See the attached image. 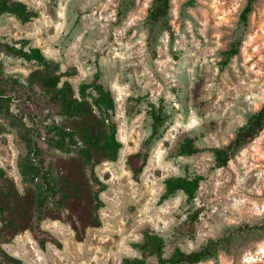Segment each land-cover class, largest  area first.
<instances>
[{
  "label": "rangeland",
  "instance_id": "1",
  "mask_svg": "<svg viewBox=\"0 0 264 264\" xmlns=\"http://www.w3.org/2000/svg\"><path fill=\"white\" fill-rule=\"evenodd\" d=\"M15 1L26 13H0V40L38 48L58 66L60 84L68 82L75 97L85 90L102 119L110 112L93 86L108 89L121 149L115 161L95 168L105 185L100 225L87 228L82 241L68 224L44 220L41 227L59 246L40 249L26 230L1 248L20 264H120L141 259L135 245L153 231L163 239L165 260L213 242L216 250L197 264H264V125L224 167L215 155L264 108V0H169L156 23L148 20L154 0ZM0 65L7 78L19 80L37 68L5 54ZM158 112L161 134L134 174L128 158ZM42 124L15 101L0 107V168L19 193L32 139L63 153L40 145ZM188 140L193 152L182 154ZM194 176L203 180L192 198L166 190L168 180ZM146 264H159L158 258Z\"/></svg>",
  "mask_w": 264,
  "mask_h": 264
},
{
  "label": "trees",
  "instance_id": "2",
  "mask_svg": "<svg viewBox=\"0 0 264 264\" xmlns=\"http://www.w3.org/2000/svg\"><path fill=\"white\" fill-rule=\"evenodd\" d=\"M168 8L169 0H154L148 11V20L156 23L164 19ZM248 11V7L244 9V13ZM0 13L22 17L26 13V7L15 0H0ZM0 54L33 60L37 64V68L25 80L7 78L0 65V107L5 102L15 101L22 114L31 119L41 118L44 137L40 145L47 142L65 150L57 153L49 148L41 149L36 138L32 139L33 158L24 170L23 165L20 168L23 187L21 193L0 168V244L10 243L21 232L28 230L40 249H45L47 243L59 246L57 240L41 227L44 220L68 224L75 239L82 241L87 228L100 225L98 210L102 201L99 195L105 185L99 180L95 168L103 162L115 161L121 149V143L116 137L117 128L112 119L114 101L111 93L101 86H93L102 98L105 109L110 112L108 118L102 119L95 114L85 90L80 88L79 96L75 97L68 82L60 84L58 66L49 61L38 48L30 47L25 40H0ZM151 119L149 136L128 158L134 174L142 172L149 150L161 134V112L153 113ZM263 125L264 108L224 149L215 152L217 167H224L236 150L253 142ZM36 134L37 131L34 135ZM192 147V142L188 140L181 153L191 154ZM202 180L201 176L170 179L166 182V190L172 186L192 198ZM135 247L141 259L125 258L120 264H146L149 257L158 258L159 264H197L216 250V245L209 242L199 252L189 255L177 252V259L165 260L162 258L163 239L153 231H148L145 241ZM0 260L1 264H20L18 259L8 255L1 246Z\"/></svg>",
  "mask_w": 264,
  "mask_h": 264
}]
</instances>
